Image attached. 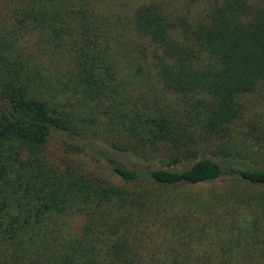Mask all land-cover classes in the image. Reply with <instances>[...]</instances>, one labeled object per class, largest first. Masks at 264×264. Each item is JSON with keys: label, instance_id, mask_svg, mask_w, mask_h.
Wrapping results in <instances>:
<instances>
[{"label": "trees", "instance_id": "obj_1", "mask_svg": "<svg viewBox=\"0 0 264 264\" xmlns=\"http://www.w3.org/2000/svg\"><path fill=\"white\" fill-rule=\"evenodd\" d=\"M0 264H264V0H0Z\"/></svg>", "mask_w": 264, "mask_h": 264}, {"label": "rangeland", "instance_id": "obj_2", "mask_svg": "<svg viewBox=\"0 0 264 264\" xmlns=\"http://www.w3.org/2000/svg\"><path fill=\"white\" fill-rule=\"evenodd\" d=\"M97 7L98 8H104V7H106V5H104L102 3H98ZM107 8H109V7H107ZM49 149H50V152L52 153V155H55V157L58 156V155L61 156L63 154L62 148L60 147L59 143H57L56 141L50 143ZM72 157H73L72 159L74 161V164L79 165L81 167H84L87 170L88 169L89 170H97V171H102V172L106 171V169L104 168V166L102 164H100V162H98L96 160H93L92 158H90V157H88L86 155L79 154L77 156L72 155ZM226 180L227 179H225V181ZM231 181H232L233 184L239 183V181H237V180H230V182ZM221 184H222V182L219 183L218 185H215L216 188L223 187L225 183L223 185H221ZM240 185H242V184H240ZM211 187H212L211 183H209V184H201V185H191L190 187L187 186V188H189L191 190L204 191V192L205 191H209ZM80 224H81V219H78L75 222V224H74V229L76 230L75 227H79Z\"/></svg>", "mask_w": 264, "mask_h": 264}]
</instances>
